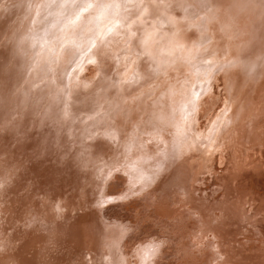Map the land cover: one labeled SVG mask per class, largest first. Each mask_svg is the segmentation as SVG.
I'll list each match as a JSON object with an SVG mask.
<instances>
[{"label": "bare ground", "instance_id": "1", "mask_svg": "<svg viewBox=\"0 0 264 264\" xmlns=\"http://www.w3.org/2000/svg\"><path fill=\"white\" fill-rule=\"evenodd\" d=\"M125 3L103 30L108 18L91 22L102 35L88 65L69 76L67 102H93L98 84L108 95L107 74L114 68L109 75L121 79L127 63L122 80L133 85L109 99L118 111L129 102L122 94L133 92L135 114H117L112 127L82 125L84 177L69 152L54 151L45 177L89 184L82 208L69 215L73 200L64 210L32 201L26 214L0 211V264H264V3L243 11L233 0ZM13 13L0 16V38L23 47ZM125 51L136 54L132 63ZM97 160L99 172L89 166Z\"/></svg>", "mask_w": 264, "mask_h": 264}, {"label": "rangeland", "instance_id": "2", "mask_svg": "<svg viewBox=\"0 0 264 264\" xmlns=\"http://www.w3.org/2000/svg\"><path fill=\"white\" fill-rule=\"evenodd\" d=\"M48 1L0 0V16L7 17L11 11H14L16 25L17 23L23 25L21 36L24 40L22 47L11 38H0V55L3 47L8 48L11 45L8 54L7 51L2 54L5 58L0 65V211L14 210L18 214L24 212L26 214L25 210L30 209L28 207L31 206L32 201L34 205L37 207L39 205L43 209L52 205L64 210L67 203L73 200L77 205L74 207L72 204L68 205L72 209L69 215H72L76 209L82 208L83 203L79 202L85 196L82 192L89 189V184L85 182L79 184L61 175L46 178L48 160L53 159L51 155L54 151L58 149L62 151L63 148L70 153L71 162L76 164V167L71 165L74 169H70L78 168L79 173H76L84 177V173L80 172L83 170L77 166L78 157L89 153L88 147L81 144V140L88 136L85 132L86 128H82V125L85 122L91 125L99 120L98 124L104 125V128L105 125L112 127L117 114L124 119L132 118L135 112L132 111L131 105L138 101L133 99L135 95L133 92H124L122 96L128 97L126 99H129V102H123V109L116 111L110 105L112 98L109 97L118 92L117 88L122 84L133 85L129 79L126 82L122 80L129 73L126 63L125 66L122 65V72L116 74L121 75V79L109 75L114 72V68L107 74L106 78L111 82L110 86H113L108 95L102 90V85L98 84L97 91L100 94L94 96L93 102L90 99L89 102L82 99L83 103H81L79 99L77 100L79 103L76 101L78 103L76 108L70 107V103L67 102L69 76L77 66L80 69L81 66L88 65L85 57L93 48L97 36L100 38L103 28L114 23V18L121 16L126 11V4L131 6V3H125L126 0H109L110 3L115 2V7L112 9L109 2L108 5H103L105 2L98 5L102 0H53L48 6H44ZM111 13L115 17H112ZM101 17L109 21L98 26L97 30L102 29L101 34L95 35L94 26L92 27L94 23L91 22ZM181 22L183 23L184 20ZM185 27L187 28L183 26ZM11 34H14V30ZM125 53L130 55L125 60L132 63L136 54L130 51ZM204 54L199 53V57L197 55L195 58L200 60L204 56L208 57L207 53ZM96 97L100 98L99 104L94 100ZM101 99L106 103L97 109L103 103ZM205 114L206 117L211 116L209 112ZM73 128L76 136L72 135ZM70 131L72 133H69ZM141 132L146 133L144 130ZM44 136L47 139H44ZM125 139L137 140L128 136H125ZM100 161L90 163L89 166H96L99 169V166L103 165L101 164L103 161ZM258 177L261 176L258 174ZM43 181L47 182L48 187L42 185ZM96 191L98 189L95 187L88 196L92 197ZM107 194L109 193L104 192V195ZM9 199L14 203L9 202ZM9 213L10 211L5 215ZM67 214L66 210L65 215ZM2 231L4 230L0 233ZM82 260L86 262L84 258Z\"/></svg>", "mask_w": 264, "mask_h": 264}, {"label": "snow or ice", "instance_id": "3", "mask_svg": "<svg viewBox=\"0 0 264 264\" xmlns=\"http://www.w3.org/2000/svg\"><path fill=\"white\" fill-rule=\"evenodd\" d=\"M234 2V6L239 10V11H243L245 10L247 7L250 6L252 0H233ZM262 3H264V0H262Z\"/></svg>", "mask_w": 264, "mask_h": 264}]
</instances>
